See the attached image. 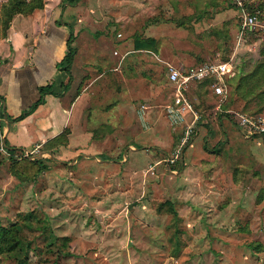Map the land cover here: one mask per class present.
Listing matches in <instances>:
<instances>
[{
    "label": "rangeland",
    "instance_id": "1",
    "mask_svg": "<svg viewBox=\"0 0 264 264\" xmlns=\"http://www.w3.org/2000/svg\"><path fill=\"white\" fill-rule=\"evenodd\" d=\"M103 1L104 8L117 3ZM121 1L130 12L126 34L143 37V27L153 17L172 16L177 25L146 30L160 38L158 55L140 51L125 56L119 65L123 75L112 70L111 58L91 68L85 78L96 76L90 84L96 98H89L88 125L100 129L99 121L109 120L104 146L114 153L89 161L71 154L46 155L42 158L51 159L47 168L33 181L20 182L10 172L11 159L0 150V227H13L18 236L12 251L0 253V264H264V130L250 139L234 134L222 154L235 156L220 167L216 185L208 186L216 198L196 203L191 198L196 184L183 186L171 171L179 169L175 155L184 146L177 137L182 126L173 128L163 118L173 92L165 79L167 65L182 71L189 65L229 60L235 75L253 67L264 46V6L254 29L239 38L240 19L232 11V0ZM112 15L105 11L104 21L111 24ZM197 16L202 17L199 22ZM110 29L104 38L115 35ZM197 84L211 86L208 80L189 84L185 94L191 102ZM115 94L121 107L110 113L103 105ZM139 103L149 106L146 131L134 118ZM242 104L226 106L261 117L264 125V109L255 114L251 103ZM205 113L209 117L211 109ZM159 129L161 138L152 135ZM128 145L138 151L135 166L127 151L126 163L98 168L95 160H120L116 149ZM239 180L241 188L233 187Z\"/></svg>",
    "mask_w": 264,
    "mask_h": 264
},
{
    "label": "crops",
    "instance_id": "2",
    "mask_svg": "<svg viewBox=\"0 0 264 264\" xmlns=\"http://www.w3.org/2000/svg\"><path fill=\"white\" fill-rule=\"evenodd\" d=\"M4 1L0 0V5ZM103 4V0H78L74 5L60 7V0H43L42 8H36L27 15L15 14L12 16L5 30V37L0 36L1 145L5 142L6 145L25 150L35 149L37 157L71 154L75 157H85L87 161L91 156L114 153L113 148L104 146L107 138L106 133L111 131L108 126L109 120L99 121L100 129L92 127L91 130L88 125L89 98L91 95L94 97L95 93L90 89V84L95 82L96 76L91 80L85 78L91 74V68L107 63L111 58L115 61L112 70L121 73L120 63L127 58L125 56L133 52L144 51L152 56L158 55L160 38L157 34H147L146 30H152V27L168 23L175 26L176 23L174 24L175 17L172 16H165L163 19L162 17L147 19L143 27L145 30L143 37H150L158 42L157 52L134 50V32L126 34L125 32L128 31L124 30L130 25L128 24L130 21L129 7H126L127 5L121 0H117L116 5L111 7L106 5L107 8H104ZM105 11L113 14L110 18L111 24L108 20L104 21ZM232 11L238 16L239 11L236 7ZM158 12L163 13L162 11ZM100 17L102 19L97 21ZM200 17H196L195 22H199L202 19ZM207 17L211 18L212 16ZM57 21H60V25L56 24ZM67 26L72 29L71 46L74 48V54L69 69L70 80L62 87V84L67 81V75L64 71L57 69L56 63L65 52V41L68 36ZM110 27L115 29V35L112 36L110 33L111 38H104L103 35ZM120 29L122 30L120 31ZM97 34L98 37H96ZM105 43L106 47H104ZM112 55L115 56L112 57ZM97 75L99 76V74ZM121 75L123 74L121 73ZM236 76L233 67L232 74L226 75L224 80L234 81ZM204 81L197 83L200 84ZM49 83H51V93L45 94L44 102L39 104L32 113L15 122L5 119V115L9 117L18 115L39 97L37 88ZM225 85L227 91L230 90L227 83ZM208 88V84L198 85L192 96V102L185 94L187 89L184 92L192 107L191 112L187 113L184 125L192 122L194 131L179 151V169L171 170L178 180L182 179L185 182L183 186L187 185L188 187V183L196 184L192 186L196 189L193 190L191 196L193 202L196 203L213 201L216 198V195L210 193L213 192V189L208 190V186L216 185L215 181L218 180L220 167L235 156L234 153H229L230 157L227 158V155L222 154V151L227 150L231 145L234 134L237 133L244 139L254 137L238 127L226 112V110H232L229 108L231 104L241 100L233 96V100L229 101L227 94L226 102L224 101V104L217 107L216 97L211 93V87ZM210 101H213L214 105L207 107L205 104ZM226 103L229 107L226 106ZM104 104L103 108L107 107L110 113L118 110L121 107L119 94H115L112 100H107ZM2 106H4L3 109ZM140 106H143L142 116L139 114ZM207 109H211L209 117L205 113ZM149 113V106L146 103L137 104L134 110V118L144 131L149 129ZM214 114L217 115L214 117ZM163 118L169 125L164 110ZM184 125L169 126L173 128L182 126L183 132ZM102 129L104 132H101ZM98 131L101 133L97 135ZM63 132L65 134L61 136ZM161 132L162 130L159 129V134L152 135L161 138ZM177 137L180 140L182 133L180 137ZM128 142H130L129 139ZM116 150L117 156L122 154L121 159L95 160L98 168L100 166L103 169L112 167L116 165L117 161L126 163L128 161L125 154L127 151L131 153L129 163L131 166L136 165L133 159L138 151H135L131 145L121 151ZM157 161L154 163H158ZM238 165L242 166L240 163ZM240 183L241 180L237 184H233V187L241 188ZM207 190L209 193L206 192Z\"/></svg>",
    "mask_w": 264,
    "mask_h": 264
},
{
    "label": "trees",
    "instance_id": "3",
    "mask_svg": "<svg viewBox=\"0 0 264 264\" xmlns=\"http://www.w3.org/2000/svg\"><path fill=\"white\" fill-rule=\"evenodd\" d=\"M77 1L78 0H60V7H63L64 5H74ZM245 5L248 7L249 11L254 9L261 11V6H264V3L262 0H253ZM42 6L43 0H5L2 2L0 5V36L5 37V30L7 29L13 15H27L36 8H42ZM231 7L235 8L233 2L231 3ZM56 24L60 25V21H57ZM66 29L68 36L65 41V52L62 58L56 63L57 69L64 71L67 75V81L62 84V87H64L70 80L69 69L74 54V48L71 46L73 40L72 29L70 26H67ZM157 46L158 42L153 38H145L141 36H135L133 38L134 50H149L156 53ZM259 57L260 58L255 61L253 67L249 71L239 73L234 81H230L229 79L224 80V82L230 87V90H228L229 101H232V97L234 96L242 101V107H246L251 103L254 109L252 113L255 114L264 109V46L259 49ZM50 88L51 83L39 86L37 88L39 97L35 101L15 117L5 115V119L9 122H15L32 113L39 104L44 102L45 94L51 93ZM0 100H2L1 96ZM62 134L64 135L65 132L61 133V136ZM2 146L8 157L11 159L10 172L20 182L33 181L47 168L46 161H51L50 158L21 156L23 148L9 146L6 145L5 142H3ZM17 245L18 236L15 228L0 227V253L10 252ZM16 264H25V262L18 260Z\"/></svg>",
    "mask_w": 264,
    "mask_h": 264
},
{
    "label": "built area",
    "instance_id": "4",
    "mask_svg": "<svg viewBox=\"0 0 264 264\" xmlns=\"http://www.w3.org/2000/svg\"><path fill=\"white\" fill-rule=\"evenodd\" d=\"M253 0H232L235 7L239 11L238 17L240 19V26L237 36L240 38L246 31H252L256 26V19L259 16L260 11L254 9L248 10L246 3H250ZM264 3V0H262ZM233 65L229 60H214L205 62L202 64L189 65L182 71L174 66L167 65L166 80L173 88L172 96L169 102L164 106V114L171 126L184 125L188 112H191V105L185 97V90L191 83L202 82L208 80L211 83V93L216 97V106L219 107L227 97V86L223 82L226 75L232 74ZM143 106L139 107V114L142 116ZM232 119H235L236 125L240 127L247 134L261 133L264 130L263 118L251 117L241 112L234 110H226ZM194 131V124L190 122L184 125L182 137L180 138V145L185 144L191 134ZM0 150L6 155L4 148L0 145ZM180 147L177 150L179 154ZM21 156L25 157H37L35 149L25 150L22 149ZM169 162L172 159L168 158Z\"/></svg>",
    "mask_w": 264,
    "mask_h": 264
},
{
    "label": "water",
    "instance_id": "5",
    "mask_svg": "<svg viewBox=\"0 0 264 264\" xmlns=\"http://www.w3.org/2000/svg\"><path fill=\"white\" fill-rule=\"evenodd\" d=\"M4 106H2V109H3Z\"/></svg>",
    "mask_w": 264,
    "mask_h": 264
}]
</instances>
